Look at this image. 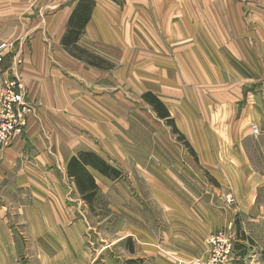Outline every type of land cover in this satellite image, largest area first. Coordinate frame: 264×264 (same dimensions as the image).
<instances>
[{"label":"crops","instance_id":"obj_1","mask_svg":"<svg viewBox=\"0 0 264 264\" xmlns=\"http://www.w3.org/2000/svg\"><path fill=\"white\" fill-rule=\"evenodd\" d=\"M78 2L0 0V41L12 45L0 92L17 78L35 105L0 155V264H189L227 227L236 264H264V133L252 132L264 125V0H94L78 45L109 69L62 45ZM146 92L187 148L158 152L149 132L133 220L98 243L68 163L95 152L122 171L88 167L98 196L130 198L126 163L140 160L126 151V108Z\"/></svg>","mask_w":264,"mask_h":264},{"label":"rangeland","instance_id":"obj_2","mask_svg":"<svg viewBox=\"0 0 264 264\" xmlns=\"http://www.w3.org/2000/svg\"><path fill=\"white\" fill-rule=\"evenodd\" d=\"M82 48V47H81ZM83 50H86L82 48ZM87 52L79 51L78 55L89 57V54L95 55L92 52L86 50ZM97 56V55H96ZM100 57V56H98ZM101 58V57H100ZM103 59V58H102ZM82 60V59H81ZM94 61L99 62L98 59L93 58ZM105 60V59H104ZM108 64H112L110 68L114 65L110 61L106 60ZM109 69V68H108ZM128 98L132 101V106L126 108V119H129V123L126 126V135L128 140H126V151L130 153H136V160L133 162L132 156L130 157L131 162L127 164L129 166V173L126 169L125 177L126 180V191L130 195V198H117L114 196L108 201L106 198H97L94 200L93 207L91 208L87 205V211L91 213V216L88 218L91 229L90 234L99 235L98 243L107 244L105 240H113L115 238L116 230L126 226L127 220L132 222V211L134 210V201L132 196H138V188L131 186L132 180H141V175H146V169H141L136 167L137 162H147L148 153H149V144H152V141L149 140V132H157V151L159 152L162 145L175 150L179 155V147L186 149L187 145L181 137L179 132H174L173 126L168 125L165 119H161L154 108L145 102L143 99H140L136 96L133 97L132 94L128 95ZM134 99V100H133ZM134 104V106H133ZM159 144L161 146H159ZM129 148V150H128ZM168 149V148H167ZM171 149H168L172 151ZM190 151V150H189ZM131 155V154H130ZM180 156V155H179ZM182 156V154H181ZM191 158L196 159L194 152L190 151ZM190 158V159H191ZM192 158V159H193ZM180 157H178V160ZM146 160V161H145ZM136 163V164H135ZM131 171V172H130ZM103 200V202H102ZM119 211V212H118ZM104 239V240H102ZM118 249L114 248V252H117ZM235 255V256H234ZM239 256L238 252L233 253V264H236L237 257ZM100 258V257H99ZM98 258V259H99ZM264 258V253L261 256ZM100 260V259H99ZM98 260V261H99ZM195 260V259H194ZM193 261V260H192ZM191 261V262H192ZM191 262L189 264H191ZM244 264V263H242ZM250 264V263H249ZM253 264H256L253 262Z\"/></svg>","mask_w":264,"mask_h":264},{"label":"trees","instance_id":"obj_3","mask_svg":"<svg viewBox=\"0 0 264 264\" xmlns=\"http://www.w3.org/2000/svg\"><path fill=\"white\" fill-rule=\"evenodd\" d=\"M93 6L94 0H79L69 18L67 31L62 38V45L73 56L84 60L89 65L101 69H108L112 64H108L109 62L107 63L106 60L91 54L86 58L77 53L79 51L87 52L78 45V41L84 32L86 24L90 20ZM93 58L98 59L99 62L94 61ZM142 98L154 108L161 119H165L168 125L173 126L174 132H179L168 108L156 94L146 92L142 95ZM182 138L184 139V137ZM88 167L111 179L121 177L122 171L93 151H79L70 158L68 175L74 179L82 198L92 208L94 200L98 196V186Z\"/></svg>","mask_w":264,"mask_h":264},{"label":"built area","instance_id":"obj_4","mask_svg":"<svg viewBox=\"0 0 264 264\" xmlns=\"http://www.w3.org/2000/svg\"><path fill=\"white\" fill-rule=\"evenodd\" d=\"M12 45L0 41V65L5 62ZM35 113V105L17 78L5 81L0 92V155L6 147L23 136L29 118ZM254 135L264 133V125L252 124ZM236 232L232 227L222 228L208 239L209 251L205 258L191 264H233Z\"/></svg>","mask_w":264,"mask_h":264}]
</instances>
